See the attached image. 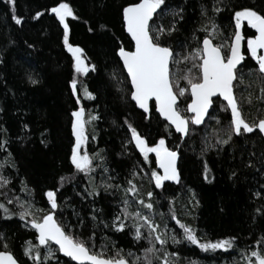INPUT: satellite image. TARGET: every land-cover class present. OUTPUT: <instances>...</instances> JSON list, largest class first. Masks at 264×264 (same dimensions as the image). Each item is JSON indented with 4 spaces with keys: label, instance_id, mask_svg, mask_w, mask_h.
Listing matches in <instances>:
<instances>
[{
    "label": "trees",
    "instance_id": "obj_1",
    "mask_svg": "<svg viewBox=\"0 0 264 264\" xmlns=\"http://www.w3.org/2000/svg\"><path fill=\"white\" fill-rule=\"evenodd\" d=\"M51 2L15 0L13 5L9 0H0V143L5 145L0 148V176L9 180L7 185L0 182V202L19 212L16 201L29 200L39 214V210L50 207L45 190L56 187L61 205L56 210L57 219L67 226L66 230L88 241L105 257H115L119 251L131 263L133 257L128 253L142 261L143 249L149 245L147 240H137L130 226L121 231L112 223L114 216L121 214L122 201L128 199L132 205L129 212L139 208L166 234L164 248L170 254L176 253L171 257L173 264H246L243 257L259 249L261 245L256 241L264 238V213L255 211L264 208V137L254 129L242 135L232 133V139L221 144L219 141L229 133L231 113L220 99L214 101L203 126L190 125L185 139L160 118L154 104L149 117L137 109L117 53L120 46L133 48L121 11L132 0H70L76 13V18H69L71 40L85 49L89 62L95 65V70L77 75L71 55L63 47L62 27L53 14L44 11ZM165 5L163 13L154 19L159 24L170 26V13L183 9V19H177L175 30L162 37L163 43L181 53L197 47L204 35L227 52L234 33V11L250 7L264 14V0H165ZM213 7L220 11L213 13ZM202 8L210 10L209 16L217 25L211 33L203 31L207 20L201 15ZM36 11L42 15L35 17ZM13 15L23 17L22 22L17 24ZM242 31L245 38L255 34L247 24ZM244 52L234 93L245 120L258 123L264 118V75L246 47ZM191 67V62L181 61L173 71L183 75ZM29 74L37 81L35 84ZM74 77L79 103L69 83ZM179 84L183 87L186 81L181 79ZM85 87L93 93L92 98L84 94ZM186 103L187 99L181 97L182 109ZM80 106L85 109L86 121L89 115L97 117L86 124L87 151L105 158L94 161L97 166L90 174L78 173L69 159L75 142L71 113ZM129 124L149 144L163 137L166 145L178 152L179 182L164 181L162 187H155L150 175L152 169L159 171L155 156L149 154L145 161L137 152ZM212 144L216 147H206ZM61 176L74 179L61 183ZM128 180L138 187L136 196L125 193ZM25 187L27 191H21ZM92 188L96 193L87 195ZM148 191L153 192L150 198L146 196ZM140 197L150 200L153 208L137 204ZM28 219L31 217L8 216L0 210V251L6 246L21 264H33L24 254L26 244L39 246L35 230L26 226ZM177 220L190 225L201 242L236 237V247L201 250L183 238L184 230ZM143 231L146 235L147 228ZM173 235L178 242L173 243ZM156 247L161 248L158 242ZM160 256L161 252L154 254L153 264H162V259L155 258ZM55 258L43 264H74L59 252Z\"/></svg>",
    "mask_w": 264,
    "mask_h": 264
},
{
    "label": "snow or ice",
    "instance_id": "obj_2",
    "mask_svg": "<svg viewBox=\"0 0 264 264\" xmlns=\"http://www.w3.org/2000/svg\"><path fill=\"white\" fill-rule=\"evenodd\" d=\"M9 3L15 4V0H9ZM165 0H132L122 7V20L124 29L134 42L131 50L123 46L117 48L119 58L123 62V68L126 69L127 76L130 79L131 99L140 109L145 112L150 111V104L154 102V107L160 116L164 117L170 124L174 126L177 133L187 136L190 132V125H201L205 121V117L209 115L210 106L213 105V97H222L227 102V107L231 112L229 125V133L226 139H221V144H226L232 139V133L244 134L252 133L254 129H258L260 133H264V118H260L257 122H248L242 115L238 100L234 93L235 81L237 77V66L245 59V52L241 50V42L246 39V52L250 58L254 59L258 64L260 74L264 75V14L250 7H243L234 11V33L231 42L228 44V51L225 52L221 45L214 44L209 35H204L202 42H197V47L191 51L176 52L170 45L162 42L165 33H171L175 30L177 19H183V9L172 11L171 24H159L154 20L155 16L163 13ZM159 10V12H158ZM53 14L55 20L62 27L63 47L71 55L72 67L77 75L87 74L90 70H95V65L89 62L85 53V49L79 44L71 40V27L69 18H76V13L70 0H52L51 5L44 10ZM209 9L202 8L201 15L206 18L207 24L202 25L203 31L211 33L217 29L213 18L209 16ZM211 11L219 12L220 9L213 7ZM41 11H36L34 16L40 17ZM163 18V17H161ZM12 19L17 24L22 22L23 17L13 15ZM246 22L251 29L255 30V34L244 37L242 34V24ZM210 25L211 27H208ZM195 36V33H193ZM181 61L185 63L191 62L192 67L184 71L183 75H177L173 71V66L178 65ZM29 80L35 84L37 81L29 74ZM183 79L186 81L185 86L181 87L179 82ZM71 91L77 97V103L80 97L77 95V78L74 77L69 81ZM84 94L88 98H92L93 93L85 87ZM181 97L187 99L186 106L182 109L178 104ZM184 113H190L186 115ZM71 129L75 137V142L71 147L70 162L78 173L90 174L97 166L94 161L99 159L104 161V156L100 153H89L86 145L89 135L86 131L88 121L96 119L94 115H89L86 121L85 109L83 107L72 111ZM25 128L28 125H24ZM131 133V141L144 157L145 161L149 160V154H155V164L157 171L152 169L151 179L154 181L155 187L163 186L164 181H180V173L177 168L178 152L166 145L165 139L161 137L158 142L149 144L146 138L141 135L135 127L128 125ZM94 139V137H92ZM128 143V141H125ZM4 143H0L3 148ZM206 147H216L215 144L206 145ZM249 165L252 161H248ZM105 172L108 169H103ZM207 163H205V173H207ZM137 173L133 172V175ZM235 175V173H233ZM207 178V177H206ZM67 179L74 177H59L61 183ZM0 182L7 185L9 180L0 176ZM109 187H119L111 186ZM58 188H47L44 195L47 198L48 209L39 210V214L34 209V205L29 200H17L16 203L20 207L19 212H13L3 202H0V210L8 216L19 215L22 219H28L26 226L35 229V239L39 246L27 243L23 251L25 256L33 261V264H43V261L55 259V253H63L64 256L70 258L77 264H130L125 256L105 257L99 252L93 250L89 242L79 238L72 232L66 230V225L57 219L56 210L61 207L58 203ZM27 191V188L21 189ZM96 189L92 188L87 195H94ZM125 193L136 196L138 187L132 180H128V187ZM260 196V193H256ZM147 197H152L153 192L148 191ZM87 198V196L85 197ZM8 203H12L9 201ZM137 204L143 205L146 209L151 210L153 204L151 201H145L140 197L136 201ZM131 202L128 199L122 201L121 214L115 215L113 225L117 230H124L129 226L134 230L133 235L137 240H147L148 247L143 249V259L135 256L132 252L128 255L133 259L131 264H153L154 254L161 252L160 257L162 264H173L171 257L176 253H169L164 245L167 243L166 234L160 231V226L147 214L137 208L135 211L129 212ZM257 213H264V208L255 209ZM93 219L98 217L93 216ZM175 219V217H173ZM129 221L130 224H126ZM82 223V221H81ZM180 227L184 230L183 238L189 243L198 245L201 250L210 251L216 249H235L237 238L229 237L209 240L201 242L195 231L190 225H186L177 220ZM166 227V226H165ZM147 228L145 235L143 229ZM93 235H95L93 233ZM173 243L178 242L176 236L171 237ZM159 243L161 248L156 247ZM260 244L259 249H252L243 258L246 264H264V238L256 241ZM243 251V250H242ZM0 264H20L17 257L8 251H0ZM59 264V261H57Z\"/></svg>",
    "mask_w": 264,
    "mask_h": 264
},
{
    "label": "water",
    "instance_id": "obj_3",
    "mask_svg": "<svg viewBox=\"0 0 264 264\" xmlns=\"http://www.w3.org/2000/svg\"><path fill=\"white\" fill-rule=\"evenodd\" d=\"M156 17V16H155ZM155 17H154V19H155ZM241 31H242V29H241ZM253 31L255 32V30L253 29ZM125 32H126V30H125ZM126 34H127V32H126ZM242 34H243V31H242ZM128 35V34H127ZM129 36V35H128ZM129 38H130V36H129ZM131 39V38H130ZM133 43V47H134V42H132ZM244 48H245V40H243L242 42H241V50L242 51H244ZM119 57V56H118ZM120 59V58H119ZM120 61H121V63H122V65H123V62H122V60L120 59ZM244 61H245V59L243 60V61H241V63L237 66V69H239L240 67H242V65L244 64ZM125 70V72H126V69H124ZM126 74H127V72H126ZM129 81H130V79H129ZM235 83V82H234ZM130 85H131V83H130ZM217 99H220V100H222L226 105H227V102L226 101H224L223 100V98L222 97H213V101H215V100H217ZM133 101V100H132ZM179 102H180V100L178 101V104H179ZM133 103L135 104V102L133 101ZM152 104H154V102L153 103H151L150 104V111L149 112H145L143 109H140L139 107H138V105H136V107H137V109L138 110H140L141 112H143L144 114H146L147 116H150V114H151V108H152ZM213 105H214V103H213ZM213 105L212 106H210V109H209V115L208 116H206L205 117V121L201 124V125H194V126H197V127H201V126H203L205 123H206V121L208 120V118H209V116H210V113H211V110H212V108H213ZM229 109V108H228ZM155 111H156V109H155ZM229 111H230V109H229ZM156 113L160 116V114L156 111ZM231 113V112H230ZM160 118L161 119H163L169 126H170V124H169V122L164 118V117H162V116H160ZM173 130H174V132L176 133V134H178V135H180L183 139H185L187 136H183L182 134H180V133H177L176 132V130H175V128H174V126H170ZM258 130V129H257ZM259 131V130H258ZM261 135L264 137V133H261ZM133 145H134V147H135V144H134V142H133ZM135 149L137 150V152L139 153V150L135 147ZM141 154V153H140ZM178 158H179V156L177 157V168H178ZM158 167V166H157ZM159 171H162V170H160V169H158ZM35 230V229H34ZM61 254V256L63 257V258H65V259H69L70 260V258H68V257H66V256H64V254L63 253H60ZM73 262V261H72ZM74 264H77V262H73ZM21 264V263H20ZM131 264V263H130Z\"/></svg>",
    "mask_w": 264,
    "mask_h": 264
},
{
    "label": "rangeland",
    "instance_id": "obj_4",
    "mask_svg": "<svg viewBox=\"0 0 264 264\" xmlns=\"http://www.w3.org/2000/svg\"><path fill=\"white\" fill-rule=\"evenodd\" d=\"M84 74H81V76H83ZM80 107H82V106H80ZM79 107V108H80ZM86 148H87V145H86ZM150 154H154V153H150ZM154 156H155V154H154ZM53 260H56V258L55 259H53Z\"/></svg>",
    "mask_w": 264,
    "mask_h": 264
},
{
    "label": "flooded vegetation",
    "instance_id": "obj_5",
    "mask_svg": "<svg viewBox=\"0 0 264 264\" xmlns=\"http://www.w3.org/2000/svg\"><path fill=\"white\" fill-rule=\"evenodd\" d=\"M244 24H247V23H246V22H244V23L242 24V30H243ZM240 68H241V67H240ZM240 68H239V69H240ZM239 69H238V70H239Z\"/></svg>",
    "mask_w": 264,
    "mask_h": 264
},
{
    "label": "bare ground",
    "instance_id": "obj_6",
    "mask_svg": "<svg viewBox=\"0 0 264 264\" xmlns=\"http://www.w3.org/2000/svg\"><path fill=\"white\" fill-rule=\"evenodd\" d=\"M245 47H246V41H245ZM244 50H245V48H244ZM218 100V99H217ZM216 101V100H215ZM149 117V116H148Z\"/></svg>",
    "mask_w": 264,
    "mask_h": 264
}]
</instances>
